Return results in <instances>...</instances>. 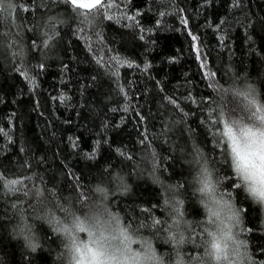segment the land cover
I'll return each mask as SVG.
<instances>
[{"label": "trees", "instance_id": "16d2710c", "mask_svg": "<svg viewBox=\"0 0 264 264\" xmlns=\"http://www.w3.org/2000/svg\"><path fill=\"white\" fill-rule=\"evenodd\" d=\"M13 2L10 34L18 33L28 55L17 58L0 37V264H57L59 240L45 225H37L43 246L34 253L8 235L14 210H31L21 185L59 201L124 170L133 186L111 203L140 227L165 216L162 190L136 179L146 149L179 185L197 143L242 212L254 264H264V216L234 188L212 139L210 107L215 88L232 79L264 90V0H104L99 25L66 0ZM12 179L23 182L15 192L4 187ZM183 191L189 216L199 218ZM198 251L194 245L186 254Z\"/></svg>", "mask_w": 264, "mask_h": 264}, {"label": "clouds", "instance_id": "9594fccd", "mask_svg": "<svg viewBox=\"0 0 264 264\" xmlns=\"http://www.w3.org/2000/svg\"><path fill=\"white\" fill-rule=\"evenodd\" d=\"M14 7L13 0H0L2 46L12 42L17 58H26L23 39L16 38L18 33L10 34L15 27ZM76 12L96 25L103 19L99 8ZM42 35L48 39L46 31ZM213 101L214 145L230 170L234 188L264 216V90L255 80L232 79L215 88ZM146 152L136 179L162 190L163 218L140 228L115 210L113 198L126 195L133 186L128 173L119 170L115 179L98 180L89 191L59 201L38 186L24 189L21 185L19 190L31 201V210H14L8 235L34 253L43 246L37 225H45L59 240L57 264H254L249 241L242 233V212L224 194L225 178L205 150L197 143L185 155L189 175L179 185L162 176L156 156L150 149ZM186 188L201 211L199 218L190 217L186 210ZM158 242L166 249L161 251ZM194 245L200 251L187 255L186 250Z\"/></svg>", "mask_w": 264, "mask_h": 264}, {"label": "snow or ice", "instance_id": "6c2138e0", "mask_svg": "<svg viewBox=\"0 0 264 264\" xmlns=\"http://www.w3.org/2000/svg\"><path fill=\"white\" fill-rule=\"evenodd\" d=\"M67 3H69L75 10L82 9V10H92V9H101L104 4V0H66ZM79 14V13H78ZM128 19H134V17H127ZM107 19H112L111 16H107ZM183 23H187V21H182ZM193 40L195 41L198 39L196 36L193 35ZM45 46H47L48 41L45 40ZM114 60H116L117 64H125L127 63L128 67H132V64L126 61L120 60L118 57H113ZM149 67L148 65H145V69ZM209 76H214V73H209ZM61 100L64 99V97H60ZM173 102V101H170ZM2 131V130H0ZM23 183L22 181L12 179L8 180L7 183L4 185V187L8 188L10 192H15L18 189L16 188V185ZM83 195V194H82ZM158 224L159 221H156ZM145 225H140V227H144Z\"/></svg>", "mask_w": 264, "mask_h": 264}]
</instances>
